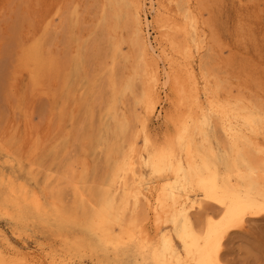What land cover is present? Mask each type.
<instances>
[{
	"label": "bare ground",
	"instance_id": "obj_1",
	"mask_svg": "<svg viewBox=\"0 0 264 264\" xmlns=\"http://www.w3.org/2000/svg\"><path fill=\"white\" fill-rule=\"evenodd\" d=\"M148 1L145 8V0H104L105 27L99 34L104 47L99 49L101 43L95 54L77 51L64 64L68 61L70 67L64 84L70 90L74 85L84 90L79 98L83 116L76 136L87 140L92 152H102L101 170L94 168L96 172L90 171L93 176L88 177L84 166L82 179L77 180L70 162L56 175L49 169L44 173L42 195L21 178L0 174V203L5 204L0 206V215L16 223L10 233L0 225V264H70L73 257H83L85 252L99 264H121L125 255L131 257L132 264H223L222 240L231 227L248 222L246 217L264 215V96L259 88V94L255 89V94L243 93V89L232 94L226 78H221L215 68L221 56L213 46L207 48L206 33L190 0H179L175 9L162 0ZM69 19L68 29L74 16ZM52 25V20H47L44 29L52 31ZM118 27L130 30L127 42L131 50L127 54L121 51L125 40L108 37ZM68 29L71 43L74 39ZM156 32L160 38L152 37ZM43 43L36 41L18 50L19 62L31 67L30 74L37 80L51 63ZM107 57L109 67L97 85L98 78L95 81L91 77L85 64H102ZM132 59L131 74L116 80L114 75ZM197 59L198 71L194 65ZM166 89L177 104L176 115L171 116L175 130L163 143H155L148 116L157 110L160 91ZM94 92L92 100L104 103L97 123L89 103ZM124 103L127 108L122 107ZM34 148L32 151L37 152ZM57 152L55 148L53 159ZM10 160L23 166L19 157ZM34 165L31 161L26 169L32 179ZM65 187L71 190L72 205L80 212L64 202ZM97 191L105 193L103 199L86 205L85 195ZM196 210L204 214L203 220L197 216L201 223L196 220ZM32 218L41 227L50 225L61 244L52 246L27 234L33 241L30 245L21 232L27 231L23 225ZM146 218L154 224L152 236L142 233ZM73 227L77 233L70 232Z\"/></svg>",
	"mask_w": 264,
	"mask_h": 264
},
{
	"label": "rangeland",
	"instance_id": "obj_2",
	"mask_svg": "<svg viewBox=\"0 0 264 264\" xmlns=\"http://www.w3.org/2000/svg\"><path fill=\"white\" fill-rule=\"evenodd\" d=\"M145 1L147 5L145 8H147L149 6V1ZM162 1L165 2L166 5L168 4L167 6L174 9L179 2V0ZM103 2L104 0H0V174L4 173V178L6 175L19 177L23 179V182H26L30 188L35 187L38 189L39 193H41L40 189H42L44 182V173L48 172L49 169L50 172L56 175L57 170L62 171L64 168L63 166L70 162L71 166L74 167L73 169L76 170H73L74 174L72 176H76L75 178H78L77 180L82 179L80 178V173L84 166L88 169V177L93 176L91 174L95 173L97 169L98 171L101 170L99 166L102 164L101 161L103 160L101 157L102 152L98 149L97 150L101 154L97 150L92 152L86 142L87 140L80 139L76 136L77 129L78 127L80 128L81 124L80 118L83 116L79 98L83 95L84 90L80 85H74L72 90H70L69 86L64 84V75H67L70 71L68 61L66 62L67 65L64 64L65 61L74 56L77 51H82L83 53L89 51L95 54V52L104 47L105 42L102 39L103 37L101 35L99 36L101 29L105 27L103 8L107 6L104 5ZM190 3L193 10L198 14L202 30L206 33V41H208L206 42V44L208 43L207 48L209 49L210 46H213V49H216L215 52L217 51L221 56L220 62L215 68L220 72L218 74L221 78H226L224 80L226 85L231 86V92H234H232V94H237L244 90L243 93L246 94L252 92L253 94L260 93V95L264 96V0H190ZM66 15L69 17L67 16L65 20ZM72 15L74 19L68 29L70 23L69 18ZM47 20H52V31H49L51 34L47 31L48 29H44ZM67 29L71 32L70 36L75 40L71 43L67 40L69 37ZM125 29L124 27H118L112 30L113 33L110 31L108 37L125 40V42H122L121 51L127 54L131 50L127 42V40H129L130 30L127 28L128 32L127 29ZM241 31L245 34L241 33ZM158 33H152V37L156 35V37L160 38V34ZM213 38H215L214 40L216 43H213ZM34 39L37 42L41 41L43 43L44 41L42 44V47H44L43 50L47 58L51 61V63L44 67L38 80L31 76V67H23L18 60L20 47L24 48L33 44L36 42ZM101 43H103V45ZM99 45L102 46L99 47ZM218 46L221 47V49ZM205 51L206 50H204L202 54L206 53ZM205 55L206 54L202 56L204 57ZM243 58H246L245 61L247 62H245ZM105 60L106 61L102 64L93 62L85 64V68L90 72L91 77H93L95 81L98 78L96 81L97 85L101 77L102 79L104 78L105 67H109L108 64L110 59L107 57ZM227 60L229 61L228 63ZM106 62L108 64H106ZM232 62L234 64H232ZM132 63L133 59L127 61V63L114 75L116 80L119 81L122 76L127 77L131 74ZM194 63L195 69L197 70L199 67L198 59ZM231 66L233 67L232 69ZM256 71H258L261 76H259ZM257 74L259 77H257ZM236 77H238V79ZM239 77L242 78L243 81ZM234 78L235 80H233ZM228 79H231L230 82ZM232 81H234L233 85ZM235 83H237L236 86ZM252 83L254 87L256 85L257 87L254 88ZM258 84L261 86L259 87ZM248 85H250L249 89L246 88ZM245 89L248 91L251 89V91L245 92ZM254 89H257L259 93L257 90L254 93V91H252ZM168 94L173 95L170 89L160 91L158 98L160 102H158L157 110L148 116L150 136L155 143H163L167 138L172 136L175 130L171 116L176 115L177 104L175 98H172V96L169 97ZM107 95L108 92L106 93V96ZM93 96H95V92L94 95L91 96V101H89V103L91 110L93 108L94 116H96L95 122L97 123L98 117L101 111H103L104 103L102 104V102L99 100L96 101V99L95 101L92 100ZM162 99L165 101L162 102ZM125 101L126 103L128 102V100ZM121 104L123 103H119V105ZM159 104L161 106H159ZM122 107L127 108L128 105L125 104V106L122 105ZM79 111L81 113H78ZM76 115H78L77 118ZM74 119H76V122ZM86 131L91 132L90 127H87ZM79 139L82 141H80L81 143H79ZM212 139L214 144L217 143L216 140V142L214 141V138ZM220 142H222V140ZM34 143H37L36 146H39V148H37ZM33 148L35 150L37 149V152L32 151ZM55 148L58 152L56 157H54L55 159H53L52 152H55ZM61 148L63 150L59 151ZM58 155L60 156L58 157ZM18 157L23 162L22 167H19L15 163V160H10L11 158L16 159ZM31 161L35 163L33 167L34 169L36 168L33 172L35 180L32 179V175L27 174L26 171L27 165ZM70 163L68 166H70ZM80 163L82 164L80 165ZM60 164L61 166H59ZM96 164L98 166H95ZM37 166H40L38 170ZM66 166L64 169H66ZM7 172H10V174H7ZM77 173L79 176H77ZM88 180L90 181V178ZM92 180L93 177L91 178V181ZM66 187L65 190L68 192L64 195V202L69 206H74V210H76L77 206H75V204L72 205L73 203L71 202L72 192L70 189H66ZM105 187H107V185ZM68 188H70V186ZM104 194V192L100 193L97 191L93 194L85 195L84 201L86 205L90 203L94 204V202L98 203L103 199ZM65 196H67V198H65ZM69 197H71V199ZM2 205L5 204L0 203V206ZM213 209L217 212L215 206ZM77 210L76 212L81 211L79 209ZM200 211L201 210H199V212ZM199 212L198 215L197 210L195 211L197 221L204 217L202 216L204 214ZM211 212H213V210ZM197 216L202 217L199 218ZM246 218L244 221L248 220V222H243L240 225L237 224L234 228L231 227L232 229H230L223 238L220 251L223 264H264V215L253 218L248 217L251 218L250 220ZM33 219L35 218L29 219L30 221L28 220V222L23 225L25 227L24 230L27 231L21 232L22 235H24L23 238H25L30 245H33V241L28 240L27 234H32L33 237L38 239L42 238L46 240V243L49 242V245L52 246H59L61 244L59 237L55 236L56 233L51 229L50 225L41 227L37 220L34 221ZM142 221V233L151 236L154 235L156 231L153 222H151L152 220L146 218V220L144 219ZM199 223L201 222L199 221ZM0 225L3 228L5 227L4 229H6V231L8 229L7 232L10 233L16 223L9 216L0 215ZM17 227L23 229L20 224H17ZM147 228H149V232ZM150 230L152 232H150ZM70 232L77 233V227H73ZM83 255L84 256L80 258L73 257L74 260L72 258L70 264H99L97 258L94 259V257L91 258L92 256H87L88 252H85ZM122 257L123 259H120L122 261L121 264H132L131 257L128 255Z\"/></svg>",
	"mask_w": 264,
	"mask_h": 264
}]
</instances>
